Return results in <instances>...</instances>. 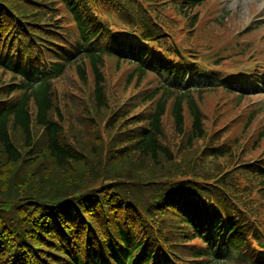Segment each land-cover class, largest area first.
I'll list each match as a JSON object with an SVG mask.
<instances>
[{
    "label": "trees",
    "instance_id": "obj_1",
    "mask_svg": "<svg viewBox=\"0 0 264 264\" xmlns=\"http://www.w3.org/2000/svg\"><path fill=\"white\" fill-rule=\"evenodd\" d=\"M207 4L0 0V264H264V128L202 108L248 84L210 70L241 49L201 42Z\"/></svg>",
    "mask_w": 264,
    "mask_h": 264
},
{
    "label": "rangeland",
    "instance_id": "obj_2",
    "mask_svg": "<svg viewBox=\"0 0 264 264\" xmlns=\"http://www.w3.org/2000/svg\"><path fill=\"white\" fill-rule=\"evenodd\" d=\"M222 9H225L227 13L221 12ZM223 21L226 24H229L230 27V34L219 36V32H223V29H219L216 32H212V29L209 27V24H207V20L213 19V17L222 16ZM258 20H264V0H208V9L207 11L203 10V19L200 20V24L198 28L196 29L197 36L200 38L209 36V39L205 41H201L204 44H209L210 46L213 44L215 47V50L212 51V54H223L224 53V44H233L234 40L229 39L231 37V34H234L235 32H240L242 28L246 27V25L254 19ZM235 25V26H233ZM231 27L233 30L231 31ZM262 30H257L254 32H250L248 34L244 35V42H248L247 38H254L257 36ZM234 32V33H233ZM211 41V42H208ZM201 42L196 40V47L201 45ZM253 49L252 52H254V49H260L261 44H264L263 41H258L257 39H253ZM211 48V47H210ZM264 48V46H263ZM199 51V50H198ZM211 51V50H209ZM208 51V52H209ZM246 53V52H245ZM244 53V55H245ZM260 56H262L260 54ZM242 57V58H241ZM249 60L247 56L243 55H235L233 58L228 61V65L226 66H216L211 65L210 70L211 71H218L221 74H227V73H236L241 72L242 70H248L249 68H252L251 64H248ZM71 83L66 82L64 83V87H69ZM226 94V93H225ZM259 97V98H258ZM250 97L247 98V100ZM255 102H260L264 100V95H258L254 97ZM69 102L72 106V109H74L75 112H79L82 109V99L77 97H70L68 98ZM250 103L248 107L241 104L239 107H231L234 103H226L223 99V96L220 94V91L212 92L207 96L206 103L203 104L202 108H204L209 115L211 116L212 109L216 105H220L221 108L226 109L224 112L226 115V118H231L233 115L237 114L234 122V126L230 130V138L226 139L228 141L232 139H240L242 142L241 145L244 147L245 150L249 151V145L250 142L246 143L244 141V134H247V132H251L252 135L249 137L254 139L255 136H258L260 131L264 128V125L261 122H264V110L261 114L257 116V119L255 118V121L251 123V125L246 129L245 131H241L242 126V119L243 117L248 116L251 112L249 110V107L253 104L252 101H247ZM222 112V111H221ZM225 140V141H226ZM264 147V138L260 140V144L258 147V152L262 151V148ZM264 153V151H263ZM260 155L264 156V154L260 153ZM250 158L258 157L259 153L257 152H250L249 153ZM238 158V157H237ZM262 230L264 232V217H262L261 220Z\"/></svg>",
    "mask_w": 264,
    "mask_h": 264
}]
</instances>
